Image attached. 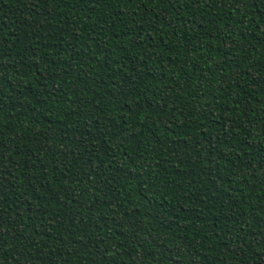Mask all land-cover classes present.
<instances>
[{
	"label": "trees",
	"instance_id": "obj_1",
	"mask_svg": "<svg viewBox=\"0 0 264 264\" xmlns=\"http://www.w3.org/2000/svg\"><path fill=\"white\" fill-rule=\"evenodd\" d=\"M0 264H264V0H0Z\"/></svg>",
	"mask_w": 264,
	"mask_h": 264
}]
</instances>
